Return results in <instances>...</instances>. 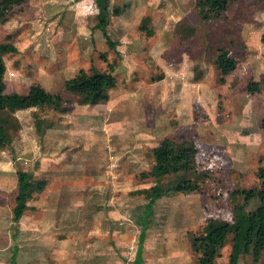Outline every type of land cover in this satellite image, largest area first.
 <instances>
[{"label": "rangeland", "instance_id": "1", "mask_svg": "<svg viewBox=\"0 0 264 264\" xmlns=\"http://www.w3.org/2000/svg\"><path fill=\"white\" fill-rule=\"evenodd\" d=\"M163 1L157 0V9L144 8L138 24L125 32L139 41L138 52L127 57L119 52L125 43L113 33L112 47L94 36L87 42L52 41L43 34L32 38L16 3L0 10V45L16 49L2 54L4 92L25 95L40 85L62 98L59 110L42 105L12 114L0 111L9 138L0 146V264H12L14 254L16 264H138L146 203L138 191L155 184L141 173L151 170L153 150L165 138L195 142L198 170H210L200 179L189 175L193 188H167L156 201L140 264H228L230 229L237 214L252 215L261 189L256 173L264 165V44L257 31L264 27V0H229L227 9L212 20L202 21L198 14L194 40L178 44L184 38L175 28L176 40L167 49L160 42L150 54L156 36L147 32L155 29L153 20L161 24ZM244 33L251 38L248 44L242 40ZM182 44L197 50L190 79L167 71L168 62H178L174 49ZM221 48L236 61L225 76L215 63ZM80 68L117 72L105 101L82 104L79 95L66 89ZM253 81L259 82V90L250 94ZM187 82L208 91L206 98L192 100L193 109L184 96L196 91L183 90ZM18 169L44 179L45 185L33 193L15 222ZM173 179L161 183L171 185ZM239 190L254 195L246 198ZM218 225L229 232L204 263L206 257L194 241ZM238 264H264V253L253 263L241 251Z\"/></svg>", "mask_w": 264, "mask_h": 264}, {"label": "trees", "instance_id": "2", "mask_svg": "<svg viewBox=\"0 0 264 264\" xmlns=\"http://www.w3.org/2000/svg\"><path fill=\"white\" fill-rule=\"evenodd\" d=\"M17 3V0H1L0 10H5L7 3ZM99 8L97 16V28L101 29L108 45L114 46L111 41L106 26L109 21V3L108 0H96ZM229 0H198L197 6L199 14L203 20H212L219 18L221 13L227 9ZM116 13L119 9H115ZM150 34V32H149ZM264 42V33L262 35ZM14 47L7 48L0 45V111L8 110L11 114L19 109H24L31 106L47 105L48 107L59 110L61 109L62 98L59 95H53L47 92L40 85L31 86L29 92L25 95L12 92L5 93L4 74L6 66L2 54L9 51H15ZM216 59V67L222 76L227 75L235 69L236 61L230 57L228 52L221 48ZM264 82V73L262 76ZM116 85V78L112 72L106 70H92L91 73L79 72L77 75L67 80L66 89L70 93L79 95L82 104L96 103L105 101V92L109 87ZM248 93L254 94L259 90V82H251L248 85ZM0 116V146L9 142L3 122L5 119ZM154 165L149 172L141 173V177L153 178L155 184L148 188L138 191L143 194L146 199L143 215L140 220L142 230L139 234V244L136 252V261L140 264V254L143 249L145 239V230L149 223V216L153 213V207L156 201L167 193V188L184 191L185 189L193 188L194 181L189 177L199 175L204 178L208 170L199 171L196 165L197 147L195 142L191 140H182L176 142L171 138L163 139L159 146L153 150ZM257 178L261 182V189L257 193L258 205L252 212V215L237 214L233 229H230L232 234L231 251L228 264H237L241 251L244 254L251 256L252 262L260 261L264 253V165L257 169ZM17 177V197L14 207L15 222H19L27 208V202L35 191H41L45 185L44 179L35 178L33 173L21 169L16 171ZM173 177L171 185H164L161 182ZM237 194H243L246 198H252L254 194L248 191H237ZM229 230L224 225H218L211 228L207 232H203L194 242L198 246V250L209 261L217 252V249L225 242L226 235ZM15 254L12 258V264L15 263Z\"/></svg>", "mask_w": 264, "mask_h": 264}, {"label": "crops", "instance_id": "3", "mask_svg": "<svg viewBox=\"0 0 264 264\" xmlns=\"http://www.w3.org/2000/svg\"><path fill=\"white\" fill-rule=\"evenodd\" d=\"M17 1L18 2L15 4V6L19 7L21 10L20 14L22 15L24 21L26 22L25 26L29 30L27 33L28 37L31 36L33 38L36 37L37 34H43L45 35L46 39H49L52 36V41L60 37L65 40L68 39L70 41L82 40L83 42L84 41L87 42L88 38L94 36L96 38V41L98 42L101 41L103 44L106 43L107 46L110 47L106 41V38L102 30L97 28L96 26L98 22L97 16L99 14V8L97 6L96 0H17ZM108 3H109L108 5L110 10V15L106 29L109 37L113 33L114 35H117L116 41L119 40L120 42L125 43V45H123L124 47L123 49L120 50L118 49L119 52L123 54L125 57L131 54H135V51L137 53L139 50V47L137 46V44L139 43L138 39L133 40L129 38V36L126 35L125 32L129 30V28L133 25V23L138 24L137 20L145 12L144 8L146 7L151 8L153 6L152 8L157 9L159 6L157 0H150V1L108 0ZM162 4L163 5H162L161 24L159 25L158 23H155L154 20L151 23V25L154 26L155 29L150 28L152 30L150 31V33H155L156 40L152 41L153 44L151 45L150 48V54L154 51H158L160 47V42H162L161 46H163V48L166 47L167 49V45L169 46V43L172 42V39L176 40L174 38L176 37L175 33H177L175 31V28H178L177 30L179 34L182 35L184 38L181 40L179 39L178 44H181L182 42L188 44L189 41L194 40L193 39L194 37H197L196 26L198 19L197 15L199 14L197 0H164ZM117 8L119 9V12L116 13L115 9ZM6 13L7 12H5V14ZM5 14L4 16H6ZM190 16H194V19L192 20ZM199 17L202 20L201 15ZM61 18H62V22L59 23ZM42 24H47L48 26H46L45 29H42V31H39L38 33L37 30L38 28L41 27ZM56 25H60V26L62 25L63 27H66L65 30L68 29L69 32L66 34L64 32L65 31L64 29L57 30V28H55ZM50 29L52 34L49 33ZM263 33H264V27L261 28L259 27L257 31V35L259 39L258 41L261 42V44H264V42L261 39ZM244 34L245 35L243 36L242 40L247 44L250 43L248 40H251V38L247 33ZM111 41L113 40L111 39ZM89 46L90 45L88 44L87 52L91 53L93 52V50L89 49ZM254 46L256 48L260 47V45L257 43H254ZM183 47H186V49L185 48L183 49ZM174 50L175 51L177 50L178 55L174 57L178 58V62H175L174 63L175 65L173 66L171 62H168L167 64L169 68L167 71L178 75L185 74V76L187 75V79H190L188 76L192 77L193 69L191 65L194 62V54L196 53L197 50H192L191 48H189V45L186 44L179 45V47L177 46V48ZM166 51L170 52L171 49ZM92 70H98V69H90L89 71H86L83 68H80L75 73V75H77L81 71L83 73H91ZM117 70H119V68ZM116 73L117 72H114L115 75ZM187 83H188L186 84L187 86L183 88V90L190 91L191 89L193 91H196V94L191 93L190 96L188 97L184 96L185 100L189 102V105L193 109L194 103L192 100H194L195 97L197 98V96L200 98L205 97L208 91L204 85L202 89L200 83L197 82L196 83L187 82ZM180 95H183L182 91H180ZM191 110L189 108L187 111L188 119L192 117ZM207 110L209 111V109ZM209 112L211 113V117H213L212 112L211 111ZM210 123L212 124V121H210ZM212 128L214 132V127ZM41 160L42 162H45L44 158H42ZM196 161H197V155H196ZM153 165H154V158H153ZM197 167L199 169L198 163H197Z\"/></svg>", "mask_w": 264, "mask_h": 264}, {"label": "built area", "instance_id": "4", "mask_svg": "<svg viewBox=\"0 0 264 264\" xmlns=\"http://www.w3.org/2000/svg\"><path fill=\"white\" fill-rule=\"evenodd\" d=\"M9 74H10V75H13V73H12V72H10Z\"/></svg>", "mask_w": 264, "mask_h": 264}]
</instances>
